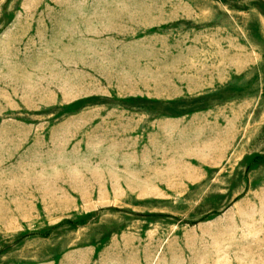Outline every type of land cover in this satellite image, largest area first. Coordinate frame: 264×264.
Listing matches in <instances>:
<instances>
[{"label": "rangeland", "instance_id": "1", "mask_svg": "<svg viewBox=\"0 0 264 264\" xmlns=\"http://www.w3.org/2000/svg\"><path fill=\"white\" fill-rule=\"evenodd\" d=\"M0 264H264V0H0Z\"/></svg>", "mask_w": 264, "mask_h": 264}]
</instances>
